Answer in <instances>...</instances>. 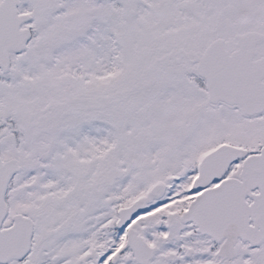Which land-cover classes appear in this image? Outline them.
<instances>
[{
  "label": "snow or ice",
  "instance_id": "snow-or-ice-1",
  "mask_svg": "<svg viewBox=\"0 0 264 264\" xmlns=\"http://www.w3.org/2000/svg\"><path fill=\"white\" fill-rule=\"evenodd\" d=\"M0 264H264V0H0Z\"/></svg>",
  "mask_w": 264,
  "mask_h": 264
}]
</instances>
